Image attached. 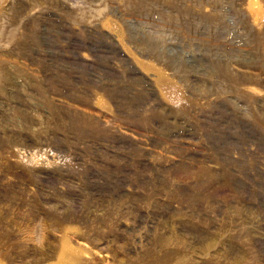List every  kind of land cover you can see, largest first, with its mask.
<instances>
[{
	"label": "rangeland",
	"instance_id": "obj_1",
	"mask_svg": "<svg viewBox=\"0 0 264 264\" xmlns=\"http://www.w3.org/2000/svg\"><path fill=\"white\" fill-rule=\"evenodd\" d=\"M254 1L0 0V264H264Z\"/></svg>",
	"mask_w": 264,
	"mask_h": 264
},
{
	"label": "bare ground",
	"instance_id": "obj_2",
	"mask_svg": "<svg viewBox=\"0 0 264 264\" xmlns=\"http://www.w3.org/2000/svg\"><path fill=\"white\" fill-rule=\"evenodd\" d=\"M249 6L251 7V9L252 8H254V9H257L258 8V3H257V1H252V0H249ZM69 244V243H68ZM62 245V244H61ZM65 245V244H64ZM67 245V244H66ZM72 246V245H71ZM61 247H63V246H61ZM66 247V246H65ZM64 247V248H65ZM70 247V245L68 246V247H66L65 248V250L67 251L68 249H70L69 248ZM72 251H73V249H71ZM74 250H75V248H74ZM64 249L61 251L62 253H60V251L58 252V257H56L55 258V260L54 261H52V262H49V263H46V264H67V261L65 260V258H64ZM69 251V250H68ZM67 251V252H68ZM67 258V257H66ZM76 263V262H75Z\"/></svg>",
	"mask_w": 264,
	"mask_h": 264
}]
</instances>
